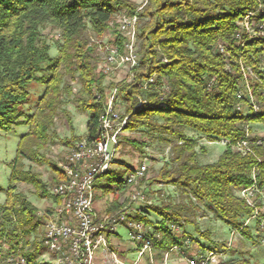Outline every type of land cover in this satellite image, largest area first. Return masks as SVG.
Here are the masks:
<instances>
[{
  "label": "trees",
  "instance_id": "16d2710c",
  "mask_svg": "<svg viewBox=\"0 0 264 264\" xmlns=\"http://www.w3.org/2000/svg\"><path fill=\"white\" fill-rule=\"evenodd\" d=\"M138 8L130 0H0V133L19 126L28 129L10 167L6 200L0 204V264L9 257L13 261L23 257L27 264H49L38 261L45 251L42 239L32 240L43 220L18 185L33 186L40 198L49 197L56 203L61 199L49 192L40 173L26 169L25 162L46 164L56 174L55 184L64 181L57 163L44 153L51 136L58 137L56 118L62 114L74 134L72 114L66 106L75 105L79 113L89 115L86 136L61 141L71 147L82 140L96 141L103 109L96 95L105 96L115 87L122 119L128 118L125 132L161 133L171 145L172 160L152 182L182 190L191 205H195L192 199L205 204L230 232L238 229L241 236L251 238V224H245L253 209L239 193L253 185L254 172L264 187V139L250 130L251 125L264 126V38H250L242 23L250 13L253 21L264 22V0H148L137 13ZM119 15L139 17V65L132 78L106 86L107 75L98 71L97 42L112 31L123 44L118 26L111 27ZM47 29L58 38L53 44L44 36ZM54 47L57 58L52 57ZM242 67L254 74L250 86L259 106L257 113L245 97ZM34 88L43 93L30 106ZM139 104L142 106L136 108ZM186 131L209 143H226L225 150L216 162L200 165L198 142L188 138ZM247 134L251 152L242 154L235 146ZM120 142L121 151L123 142L138 150L144 147L128 137L122 136ZM123 174L110 171L97 182V200L114 195L105 214L123 211L127 204L122 201L128 192ZM187 211L188 206L181 204L149 206L144 215L137 216L153 228L147 238L161 258L186 238L200 245L198 253L224 252L227 241L221 247L205 246L186 231V223L192 224L184 216ZM152 213L160 220L153 221ZM177 224L182 226V234L172 232ZM186 252L191 255V249ZM10 261L6 264H14ZM217 264L251 262L221 260Z\"/></svg>",
  "mask_w": 264,
  "mask_h": 264
},
{
  "label": "built area",
  "instance_id": "2783aa9c",
  "mask_svg": "<svg viewBox=\"0 0 264 264\" xmlns=\"http://www.w3.org/2000/svg\"><path fill=\"white\" fill-rule=\"evenodd\" d=\"M147 3L148 0H142L137 13L141 12ZM138 24L137 15H119L111 23V27L118 26L125 41L119 44L113 32L109 31L112 33L111 38L97 43L102 54L101 62L98 64L100 73L109 75L122 67L128 72L130 78L133 77V69L139 65ZM242 27L250 38L254 36L264 38V22L258 24L253 21L252 13L244 19ZM241 38V34H238L237 39L241 40ZM220 51L225 53L224 46H220ZM242 70L247 90L245 97L250 99L257 113L259 106L255 103L250 86V78H253L254 74L251 69L245 70L242 67ZM153 81L154 79H150V82ZM243 96L244 94L240 93L238 97L242 99ZM96 97L103 103L97 140L92 143L82 140L71 147L68 155L58 166L65 180L56 183L51 190V193L59 197L61 202L46 211L38 212L43 220L42 242L45 247L38 261L49 264H127L120 258L111 243V239L119 234V228L124 227L128 230L130 246L138 252L132 264H142L145 259L149 264H168L172 255L179 256L186 264L215 263L218 257H222L233 248L237 236H241L238 229L230 232L224 252L214 249L207 250L205 254L188 255L186 249H192L193 241L186 238L182 245L173 246L170 250L163 252L160 263L157 262L158 250L147 238V234L153 231V228L145 226L137 219L138 215H144L145 205H153L147 197L145 187L151 157L146 153L137 166L128 165L119 160L120 139L125 134L124 129L128 118L122 119L118 108L120 101L118 88L108 90L105 96L98 93ZM141 106L142 104H139L136 108ZM248 138L249 134L236 144L235 149L238 152L242 154L251 152ZM222 144L226 145V143ZM165 155L172 156L171 148ZM116 166H121L124 172L123 182L128 187V192L122 201L127 200V204L123 211L105 214L97 207L96 185L105 174L115 171ZM253 179V185L242 189L239 196L253 209V215L245 225L255 223L264 242V187L258 184L256 172L253 173ZM134 204L136 207L132 208L130 205ZM172 232L182 234L183 228L179 224L173 225ZM13 262L27 264L23 257Z\"/></svg>",
  "mask_w": 264,
  "mask_h": 264
},
{
  "label": "rangeland",
  "instance_id": "374dc122",
  "mask_svg": "<svg viewBox=\"0 0 264 264\" xmlns=\"http://www.w3.org/2000/svg\"><path fill=\"white\" fill-rule=\"evenodd\" d=\"M136 3L138 6L142 4V0H130ZM44 36L47 38L50 44L55 43L58 38L54 32L47 29L44 32ZM112 33H107L102 40H107L111 38ZM58 37V36H57ZM95 42V39H92ZM99 42V41H98ZM97 42V43H98ZM138 50V48H137ZM52 57H59V53L56 47L52 50ZM96 57L98 59V64L101 62L102 54L99 50V46L96 52ZM130 79L128 72L124 68H119L113 73L107 75L105 85L110 86L111 84H118L124 80ZM75 92L78 90V86L74 83ZM43 92L34 88L31 90V103L33 106L37 99L41 96ZM66 108L72 114V121L74 124V134L68 126L67 121L64 116L60 114L56 118V134L57 138L51 136L49 144L44 151L46 157L59 166V164L68 155L71 146L64 144L61 140L71 139L73 135L79 137H85L87 133L86 124L89 119L88 114L79 113L73 104H68ZM251 133L260 139H264V126L263 125H251ZM28 132L27 127L19 126L15 127L10 132L0 133V204H3L6 200L7 191L10 185L11 176V165L17 156V148L20 143L21 138ZM188 138L193 139L198 142L199 148L197 162L200 165H206L216 162L225 150V145L220 143H209L208 140L196 133L186 131ZM123 137H128L131 140L141 143L144 147L141 150L136 149L132 145L125 142L122 143V151L119 155V160L125 164L137 166L141 158L147 153L151 157V162L149 163V173L148 180L145 183L146 194L150 201H152V206H188L189 211L184 213V216L189 218L192 224L186 223V231L189 232L192 237L200 241L205 246H218L221 247L226 241H228L230 236V227L223 222L217 220L215 214L209 207L205 204H198L196 200L192 199L195 205H191L189 198L182 190L176 188L172 189L170 184H162L158 182H152V179H157L160 175L161 170L167 162L172 160L173 156H166L165 153L171 148L169 142L163 140L167 138L161 133H153L149 131H140L136 133H127L122 135ZM25 167L28 170L37 172L41 174V178L46 183L49 192L51 193L52 188L55 185L54 178L56 174L53 172L52 168L46 164H37L35 162H25ZM118 172H123L121 166L115 167ZM18 191L22 192L24 196L38 209V212H43L56 205V202L49 197L40 198L36 189L27 184H19ZM52 194V193H51ZM114 198V195H110L107 198L97 200V207L100 211L104 212L106 206ZM135 208L136 205H130ZM145 208L149 210V206L145 205ZM152 220L158 221L160 218L152 213ZM251 238L245 235L237 236V239L233 243L232 251L228 254L218 257L215 260L217 264L219 261H239L241 259L248 260L251 264H264V242L261 235L257 233L255 223H251L250 231ZM44 233L43 225L38 227L36 232L32 235V240H41ZM208 236V237H207ZM195 241V240H194ZM193 241V246L191 249V254H196L201 250L200 245ZM119 242L123 243L127 248L124 254H122V260L127 264H132L137 258V251L131 249L128 239V230L124 227L119 228ZM221 252V250H220ZM11 260V257L7 258L5 262L1 264H6ZM156 260L160 263L156 255ZM142 264H149L145 259ZM168 264H186L179 256L172 255Z\"/></svg>",
  "mask_w": 264,
  "mask_h": 264
},
{
  "label": "crops",
  "instance_id": "0c3cea01",
  "mask_svg": "<svg viewBox=\"0 0 264 264\" xmlns=\"http://www.w3.org/2000/svg\"><path fill=\"white\" fill-rule=\"evenodd\" d=\"M111 243H112V247L118 253L120 258H122V256H121L122 254H124L126 251L129 250V248H127L123 243L119 242V234L111 239ZM131 249H132V247H131ZM157 257L159 259H161V255L159 252H157Z\"/></svg>",
  "mask_w": 264,
  "mask_h": 264
}]
</instances>
